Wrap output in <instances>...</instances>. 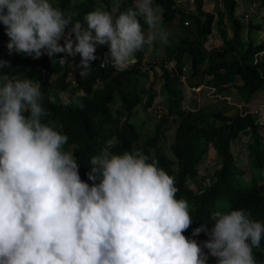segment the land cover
Here are the masks:
<instances>
[{
    "label": "clouds",
    "instance_id": "1",
    "mask_svg": "<svg viewBox=\"0 0 264 264\" xmlns=\"http://www.w3.org/2000/svg\"><path fill=\"white\" fill-rule=\"evenodd\" d=\"M83 20L87 27L52 0H0L9 54L63 53L61 66L79 55L73 67L81 78L91 72L97 44L109 48L100 66L121 72L170 35L154 0H133L125 11L116 2ZM5 67L10 62L0 60ZM42 101L31 79L0 71V264H207L209 256L216 264H257L253 249L264 223L225 205L211 213L210 229L193 230L208 236L202 245L187 238L193 218L174 177L138 149L113 152L115 136L90 158L93 183L81 180L73 152L64 150L69 138L43 119Z\"/></svg>",
    "mask_w": 264,
    "mask_h": 264
},
{
    "label": "trees",
    "instance_id": "2",
    "mask_svg": "<svg viewBox=\"0 0 264 264\" xmlns=\"http://www.w3.org/2000/svg\"><path fill=\"white\" fill-rule=\"evenodd\" d=\"M177 0H154L161 9L163 22L179 19L180 36L173 44L164 45L162 54H158L155 42L152 48L147 46L136 53L137 63L124 71L116 72L109 64L101 67V62L108 54V45H96V60L92 61L90 74L81 78L76 73L74 80L66 79L68 64L79 63L80 56H68L65 66H61L59 58L65 54H57L49 58L43 54L38 59L24 56L16 52L9 54L4 25L0 23V60L10 62L11 68L0 70L10 76L29 78L39 85L43 94L42 106L47 112L43 118L58 126L59 131L68 136L64 145L65 151L73 152L81 180L89 183L88 173L91 171L90 158L101 152L105 142L113 136L118 144L113 152L122 154L125 151L140 150L149 157V161H158L163 168L174 177L179 191L178 199H186L193 220L190 227L183 233L189 239H195L201 245L208 236L201 232L193 235V230L207 223L212 226L210 215L223 209L225 205L232 208H243L251 218L264 223V149L262 134L256 116L246 110L238 111L236 106L227 102L230 89L236 90L239 98L247 103L251 96L264 90V39L255 42L251 38L244 40L242 33L257 31L262 28L251 20L246 26L243 23L245 12L237 13V0H222V10H218L217 32L223 45L205 48L207 37L213 29L215 13L203 9V1L195 0L194 11H185ZM264 0H262L263 2ZM119 2L120 11L133 6V0H55V7L65 14H71L73 21L83 20L87 12L103 9L110 10L114 3ZM54 5V4H53ZM224 19L232 30L227 36ZM189 24L185 25L184 21ZM143 25V20L141 19ZM146 28V25H144ZM60 43H63L61 40ZM154 57L153 63L161 70L160 90L165 98L166 111L159 115L154 133L141 139V133L132 123L131 118L136 106L153 105L158 95L154 83L146 85L148 70L141 67L146 51ZM263 52L258 56L259 52ZM173 61L172 68L167 64ZM153 65V66H154ZM237 79L241 80L237 84ZM203 85L220 95L222 108L199 106L185 108L186 88ZM60 92H66V101L60 98ZM79 100L83 107L75 101ZM119 102L121 112L114 111L112 104ZM232 113L226 114L233 110ZM158 112V111H156ZM172 130V143L169 154L160 146L166 133ZM241 134L249 135L247 144L249 153V169L251 176L248 181L235 163L231 151V143ZM212 146L220 157L219 167L208 175L206 184L198 171L208 147ZM98 182V180H97ZM193 183L195 189L190 186ZM207 252V249H204ZM257 264H264V239L260 248L253 249ZM207 264H216V258L209 256Z\"/></svg>",
    "mask_w": 264,
    "mask_h": 264
},
{
    "label": "rangeland",
    "instance_id": "3",
    "mask_svg": "<svg viewBox=\"0 0 264 264\" xmlns=\"http://www.w3.org/2000/svg\"><path fill=\"white\" fill-rule=\"evenodd\" d=\"M203 1V8L206 11L215 13V19L213 22V35L210 37L208 36L209 42L206 44V47L208 49L212 48L213 46H220L223 42L221 36L217 32V23L216 20L218 18V10H222V0H202ZM238 5V15L240 16L243 12H246L245 14L248 15V20H245V17L242 18L243 23L245 26L252 20L254 24H260L262 28L259 31H247L248 29H244L243 31V37L244 40L251 38L253 41L260 42L264 39V1L262 0H237ZM52 3L55 6V0H52ZM184 4L190 5L193 9H195L196 1L193 0H185ZM103 10V9H98ZM179 22V19H177V23ZM176 24V22L174 23ZM174 24H172V27L170 26V29L173 28ZM169 23L163 22V27L165 30L170 33L171 30L167 27ZM224 27L226 30L227 35H231V30L229 24L224 19ZM247 37V38H246ZM179 38V35L175 34L173 31L170 33L168 37V44H173L177 41ZM63 41V39H62ZM164 50V44H161L159 42L157 51L162 53ZM154 62V57L146 51V54L141 61V67L148 70V78L147 81H145L146 85L148 83L153 82L154 87L156 91L158 92V95L154 99L153 105L149 107H144V105L140 104L135 107L134 113L132 115L131 121L132 123L137 127L138 131L141 133V139L143 140L145 137L150 136L154 133V127L155 123L157 121V118L159 115L163 114L166 111L165 107V98L162 95V91L160 90V78L159 74L161 72L160 68L158 66H155L154 63L152 67L149 66V63ZM137 63V60L135 58V65ZM173 61L167 64V67L169 69L172 68ZM75 65V62L71 61L68 64L67 67V77L66 79L74 80V77L76 73L79 74L80 69L78 67H73ZM202 86V85H201ZM200 88V89H199ZM186 97L184 99V106L185 108H195L199 106H207L209 108H222L223 104L219 102L220 98L222 96L215 95L211 89L207 87H196V88H186ZM67 93L66 92H60V98L62 101L67 100ZM258 103L255 107L251 108V111L242 103L241 99L237 95V93L232 92V95H230L229 98H227V102L233 104L236 106L238 111H245V108L247 111L252 112L256 116V120L264 119V90L259 92L258 96ZM120 103L117 102L115 104H112L114 107L115 112H121ZM236 108L233 110L228 111L226 114L232 113ZM158 111V112H155ZM260 132L262 134V137L264 138V125L260 127ZM249 142V135L248 134H241L238 138L234 139L231 143V151L234 155L235 163L237 164L238 168L243 172V178L245 181H248L251 176V171L249 169V153L247 144ZM172 143V130L169 129V131L166 133V136L163 137L160 141V146L164 149V151L168 152L169 154V146ZM263 149H264V140L262 141ZM219 159L220 157L218 154H216L215 150L212 148V146L208 147L207 152L205 153L202 161L198 164L197 168L199 170V174L201 177H206L204 179L205 183L208 184L209 180L208 175L212 174L215 169L219 167ZM264 178V173H263ZM190 186L195 189V186L193 183H190Z\"/></svg>",
    "mask_w": 264,
    "mask_h": 264
},
{
    "label": "crops",
    "instance_id": "4",
    "mask_svg": "<svg viewBox=\"0 0 264 264\" xmlns=\"http://www.w3.org/2000/svg\"><path fill=\"white\" fill-rule=\"evenodd\" d=\"M181 1V3H180V5H181V8L183 9V10H185V11H194V9L190 6V5H186V4H184V1L185 0H180ZM191 1H193V0H191ZM238 5H239V3H238ZM204 9V8H203ZM205 10V9H204ZM239 12V10H238V8H237V13ZM246 13V12H245ZM176 22V24H174ZM226 22H227V20H226ZM167 23H169V25L167 26L168 28H169V30H171V32L173 31L175 34H177V35H179L180 36V24L179 23H177V18H175V19H172L171 21H168ZM228 23V22H227ZM172 24H174V26H173V28L172 29H170V26L172 27ZM167 30V29H166ZM230 30H231V27H230ZM257 31H259V30H257ZM170 32V33H171ZM213 33H214V31L212 30V32H211V34H209L208 36L210 37L211 35H213ZM229 38L232 36V30H231V35L229 36V35H227ZM242 38L244 39V37H243V33H242ZM247 38V37H246ZM169 41V40H168ZM167 41V42H168ZM209 42V39H208V37H207V41L205 42V48H207L206 47V44ZM256 42V41H255ZM157 43V45H159V41H157L156 42ZM223 43V42H222ZM221 43V45H223ZM166 43H164V45H165ZM220 45V46H221ZM213 47H219V45L218 46H213ZM212 47V48H213ZM208 49V48H207ZM211 49V48H210ZM158 52V51H157ZM146 54V53H145ZM158 54L160 55V54H162V53H160V52H158ZM155 60V59H154ZM172 62V61H171ZM170 63V62H169ZM173 65V64H172ZM241 83V80L240 79H237V84H240ZM199 87H205V86H199ZM200 89V88H199ZM260 91H263V89L262 90H260ZM259 91V92H260ZM232 92H236V90L234 89V88H231L230 89V92L228 93L229 95L228 96H226V98H229L230 97V95H232ZM259 92H256V93H254L252 96H251V98H250V100L247 102V103H244L242 100V103L251 111V108L252 107H255L256 105H257V103H258V101H259V99H258V96H259ZM264 140V138L262 137V141Z\"/></svg>",
    "mask_w": 264,
    "mask_h": 264
},
{
    "label": "built area",
    "instance_id": "5",
    "mask_svg": "<svg viewBox=\"0 0 264 264\" xmlns=\"http://www.w3.org/2000/svg\"><path fill=\"white\" fill-rule=\"evenodd\" d=\"M176 2H177V1H176ZM177 3H178V2H177ZM179 3H180V2H179ZM244 17H245V20H248V15H247V14H245ZM184 24H185V25H188V24H189L188 20H185V21H184ZM259 55H262V52H260ZM63 56H64V55H63ZM75 65H78V63H76ZM155 112H156V111H155ZM258 123H259V124H264V119H260V120H258Z\"/></svg>",
    "mask_w": 264,
    "mask_h": 264
}]
</instances>
